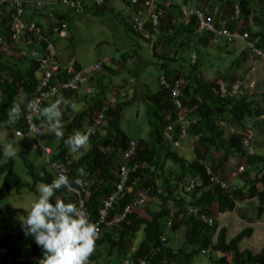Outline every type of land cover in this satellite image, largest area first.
Instances as JSON below:
<instances>
[{
	"label": "trees",
	"instance_id": "1",
	"mask_svg": "<svg viewBox=\"0 0 264 264\" xmlns=\"http://www.w3.org/2000/svg\"><path fill=\"white\" fill-rule=\"evenodd\" d=\"M58 1L59 6L56 9L34 7L27 1L23 4V12L20 17L27 28L30 23H34L40 29V34L48 38L49 35L43 31V24L39 18L42 13H46L50 21L54 22V18L51 16L54 14L61 21H66L67 34L70 28L68 18L70 10L63 9L59 12L60 3H66L70 9L75 11L81 8H79L80 5H71L64 0ZM194 1L201 7H205L204 4L210 2L209 9H213L215 6V2L212 0H183L182 3L167 1L164 4L157 0L158 8L163 13L158 28L154 30L152 19L142 18L139 15L141 12L144 17L143 9L148 8L143 0L135 2L122 0L131 12L128 15V20L123 22L124 28L139 40L147 42L150 45L152 56L161 62L158 63L161 73L156 90L154 92L146 90L143 97H139L147 104L149 140L130 138L121 130L120 120L123 108L131 105L136 99L126 100V95L119 99L118 95H114V91L106 96L107 89L100 84L103 73L95 74L89 79V86L95 89L92 96H87L85 88L81 87L84 89V94L79 91L81 88L77 91L60 90L55 96L42 99L41 109L60 98L66 101L61 105L64 136L59 140L51 131H47L42 136L41 140L48 143L42 145L54 147L49 155L43 153L41 145L34 147L39 154L47 157V161L41 168H37L23 157L32 179L31 190L37 191L40 183H51L60 172H63L70 181L81 179L84 182L83 186L73 183L71 191L66 188L57 190L51 202L55 203L57 199H61L65 203L84 201L83 213L91 223L97 225L100 231L96 239L95 251L89 258V264H141L142 261H145L146 264H189L194 255L210 247L213 251L222 253V256L209 257V259L212 258L214 264H264V247L259 254H254L251 250L240 249L242 241L253 236V228H247L228 240V227H219L218 218H214L211 212L215 203H217L220 213L233 211L237 203L243 201L245 196L258 198L259 217L264 212V166H259L264 165V155L250 153L246 148L244 135L248 128V122H251L252 119L258 123V126L262 124L264 127V119L261 116L264 115V104H258L257 100L252 98V91L249 89H244L245 91L240 97L226 96L221 91L222 87H225L227 92L230 91L237 82L243 81L241 77L236 79L234 75H231L222 77L224 81L221 82L217 78L208 81L205 74L195 64H190L189 71L185 73L181 62L184 59L180 53L192 52L194 45L209 46L212 37V35L197 33L194 17H191L188 22L182 18V4H187L188 10H191ZM109 2L110 0H103L102 4L92 2V14L103 12ZM236 3L237 0H220L219 7L220 9L227 8L228 14L233 15ZM238 5L240 6L239 17L242 29L247 26L246 30L250 32L256 47L264 55V0H239ZM2 8L0 107L10 110L14 101L22 102L23 113L20 119L13 123V127L15 131L20 130L26 133L27 103L37 98L42 73H39V63L23 53L30 48L28 51L41 50L45 54L48 42H38L33 37L34 32H30L26 28L22 30L17 39H12L11 20L15 11L7 3H4ZM257 8L259 13L256 12ZM137 16L141 18L140 21L145 20L142 30H136L132 25ZM250 23L259 25L260 30L255 32ZM228 28L233 29L232 24H229ZM51 32L55 36L53 26H51ZM66 34L55 37L66 38ZM146 35L149 37L146 38ZM199 37L200 39L196 40ZM48 40L53 44L56 43L50 38ZM159 48L165 52L159 54ZM9 50L20 51L23 56L18 58L8 56ZM243 54L248 55L246 51ZM49 56L50 54L47 53V57ZM131 58H134V55L123 57V63L127 64ZM56 60L60 63L58 54ZM72 60L75 61V70L85 68L77 63L74 56H70L66 64H60L64 67ZM99 63L105 73L111 72L106 62ZM173 63L178 64L175 69H172ZM239 63L240 60H236L233 67H237ZM69 78L70 76L64 73L58 77L55 76L51 85L66 82ZM161 78H165L168 84H173L178 79H182L185 83L182 99L188 107L191 119L188 132L197 139L194 157L191 161L171 147L172 143L178 139L177 132L180 128H173L172 132L166 130L167 124L173 125L178 120H176L177 116L172 102V88L161 85L159 82ZM135 95L138 94L135 93ZM73 103L75 107L71 106ZM100 113L103 114L104 123L101 127L93 128L94 120ZM40 124L41 120L38 115L36 125L41 128ZM76 131L90 133V141L85 149L82 148L79 152L70 154L64 140ZM232 131L234 132L232 133ZM132 141H136L135 151L130 156H125V153L130 151ZM4 148L5 146L0 142V175H4L1 188L8 191L12 184L16 183L19 190L22 184L21 177L14 170L13 157L5 158ZM213 153H220V156L214 159L212 158ZM233 157L244 158L249 168L257 169V173L255 177L248 176L244 180L246 186L235 187L231 184L230 188H224L221 182L215 178ZM4 159L6 160L3 161ZM166 161L178 164L182 171L176 175L171 171H165ZM122 166H125L128 171L121 188H118L121 182L120 168ZM81 167L87 173L82 177L77 172V169ZM186 175L187 177H198L202 181V186L192 191L189 197L182 195L177 190L178 184ZM155 180L160 182V192L156 189ZM259 183H262V189L259 188ZM142 188H146L151 196L158 199L151 201L147 217L141 216L138 211V208L147 199L143 203L136 201L143 197L137 195ZM110 196H113L111 207L106 211L105 222L100 223L99 210L103 208L104 201ZM126 205H130L131 211L127 213L122 222H112ZM189 208L196 209V212H190ZM201 216L211 218L213 224L209 225L201 219ZM168 220L172 222L169 230L175 232L184 227L185 244L197 249L183 253L182 250L175 252L168 248V239L165 238L162 241L166 234L165 225ZM4 224V219L0 215V246L8 248V255L0 256V264H31L28 261L9 262L21 258V247L17 240L4 233ZM140 231L143 232V239L139 242ZM215 237L216 241L214 242ZM136 242L137 247L135 248ZM30 250L31 253L36 254L43 249L37 246L34 240Z\"/></svg>",
	"mask_w": 264,
	"mask_h": 264
},
{
	"label": "rangeland",
	"instance_id": "2",
	"mask_svg": "<svg viewBox=\"0 0 264 264\" xmlns=\"http://www.w3.org/2000/svg\"><path fill=\"white\" fill-rule=\"evenodd\" d=\"M167 1L182 3L181 0H160L163 4ZM212 1L215 2L214 8L219 7L220 0ZM60 5L61 8L58 9V11H63V8L70 10L68 13L70 28L67 31L66 38H58V42L54 43L57 54L61 52L65 59L74 56L77 63L85 68L91 67L102 61L106 62L111 72L105 73L103 70L102 73L104 75L100 80V84L107 89L106 96L110 95L111 91H114V95H118L117 97L119 99L124 95L127 97L126 100L132 98L136 99L131 105L123 108L120 120L121 130L130 138L149 140L150 128L147 122V104L140 98L143 97L146 90L151 92L156 90L158 78L161 73L158 63L161 62L152 56L150 45L147 42L139 40L133 34L128 33L124 28L123 22L127 21L128 15L131 14L130 10H128V6L125 5L122 0H111L110 4L103 12L92 14V12L82 13L81 9L78 11L70 9L69 6L63 2H61ZM214 8L211 10L212 13ZM256 12H260L258 8ZM226 14H228V12ZM230 21L231 24L234 25L233 29H238L239 26H241V19L240 17H236V14L230 17ZM251 28L255 32L260 30V26L256 23L251 25ZM245 48L246 44L241 40L228 43L224 37L217 36V41H214L209 46L203 44L194 45L192 52L186 51L180 53V56L184 59L181 61L182 67L185 73H187L190 69V64H193L191 62L192 55L196 53L197 62L195 65L205 74V78H207L208 81L217 78L221 82L224 81L222 80L224 76L228 77L234 75L236 79L240 78L249 73L251 67L254 66L256 69L252 73V78L256 82L257 87L253 92V96L255 97L252 96V98L256 99L258 104H264V64L258 62L255 65L251 55L245 56L243 54ZM29 49L30 48L26 49V52H30L28 51ZM163 52L165 51H162L161 48L158 49L159 54ZM127 55H134V59H130L127 64H124L123 57ZM8 56H15L18 58L23 55L20 51L14 52L13 50H9ZM236 60H240V63L237 67H233ZM171 66L172 69H175L178 64L173 63ZM135 75L136 78H134ZM81 90H83L82 93L84 94V89L81 88L79 91ZM135 93L139 96L135 95ZM8 112V108L0 107V122H3L0 123V142L3 143L5 147L11 144L19 149L17 155L13 157V160L15 161L14 170L21 177L22 184L19 190L16 183L12 184L10 190H4L1 188L4 175H0V215L5 222L3 228L4 233L20 243L22 257L28 258L34 237L25 235L22 222L26 219L32 203L38 199L39 192L31 190L32 179L30 171L24 162V158L37 168H41L47 161V157L39 154L28 141L24 139V143L21 138L15 135L13 123H8ZM248 131H250L251 136L250 144L252 152L264 155V127L262 124L258 126V123L254 122L252 119L251 122H248L246 134H248ZM227 134H229L228 131ZM29 139L38 144L33 136L30 135ZM40 143L48 144L45 140H41ZM196 145L197 139L189 134L186 140L179 143V147H171L188 161H191L194 157V148ZM87 146L88 145H86L84 149ZM51 147L53 150L54 147ZM19 153H23V155ZM219 156L220 153L212 154V158L214 159H217ZM5 160L6 159L3 161ZM241 166H245L246 170L242 173H238ZM259 166L263 167L264 165L261 164ZM164 170L171 171L174 175L182 171L181 167L172 161H166ZM256 173L257 169L252 170L249 168L244 158L233 157L226 167L216 176L218 179L225 181L227 184L226 186L230 188L231 184L235 187L242 185L246 186L244 180L248 176L255 177ZM187 178L186 175L182 182L178 184L177 190L180 191L182 195L189 197L192 191L188 192L185 189ZM40 184H38V186ZM155 185L157 191L160 192L161 186L158 180H155ZM258 186L261 189L263 187L262 183H259ZM247 191L246 189L245 192L247 193ZM137 195L147 199L146 202L138 208L140 215L147 217V211L151 207V201H157L158 199L151 196L146 188H142ZM258 205L259 200L257 197L245 196L243 201L237 203L233 211L219 213L217 203L213 204L211 208L214 218H218L217 222L219 227H228V240L247 228H255L257 233L255 232L256 234L251 238L244 239L240 244L241 250H251L254 254L261 253L264 247V212L261 217H259ZM166 235L168 239L167 247L175 252L182 250L183 253H188L197 249L196 247L185 244L184 227H181L175 232L167 229ZM142 239L143 232L140 231L138 234V241L140 242ZM215 240L216 237L214 238V241ZM136 247L137 242L135 248ZM189 264L214 263L212 258L209 259V255L198 253L193 256Z\"/></svg>",
	"mask_w": 264,
	"mask_h": 264
},
{
	"label": "clouds",
	"instance_id": "3",
	"mask_svg": "<svg viewBox=\"0 0 264 264\" xmlns=\"http://www.w3.org/2000/svg\"><path fill=\"white\" fill-rule=\"evenodd\" d=\"M238 1L239 0H237L236 5H234L235 9H234L233 15L226 14L228 12V9L227 8L220 9V7H215L212 13L211 12L212 9L208 8L210 7V4H209L210 2L205 3L204 4L205 7H201L195 4L196 2L194 1L195 3L192 6L193 7L192 9H201V10L207 9V14L213 17V20H214V23L217 29L227 28L228 30L233 31V32L238 31L240 33L250 34V32L246 30L247 26H245L244 29H242V26H239L238 29L228 28L229 24H231L230 17H233L235 14H236V17H239L240 15V6L238 5ZM185 5L187 6V4ZM237 7L239 8V13L236 12ZM181 10H182V6H181ZM191 17H194V19L196 20L195 16L190 15V17H188L183 12L182 18L185 21L187 22L190 21ZM221 18H227V21L225 23H221ZM241 25H242V22H241ZM250 25H253V23H250ZM197 26L198 25H197V20H196V28ZM197 33H199L200 35H203V34L212 35L211 38H215V37L217 38V36H220V35H217V33H211V32H206V31H204L203 33H200L198 31V28H197ZM250 37H251V40L255 43V40L253 39L251 34H250ZM255 46H256V43H255ZM256 49L258 48L256 47ZM245 51L248 53V55L246 54V56L251 55V58L254 61L255 65L258 62H261L264 64V59L256 56L253 51L248 49L247 44H246ZM196 62L195 63L192 62V63L196 64ZM255 69L256 68L252 66L249 73L241 76L243 80L249 77L250 80L254 82L253 88L251 89L247 88L252 91V96H253V92L255 91L257 87L256 82L252 78V73L255 71ZM232 90H233V87L228 92L226 91L225 87L221 88V91L224 92L226 96L230 95L231 97H240L243 94L242 93L239 95H232ZM21 103L22 102L14 101L13 104L11 105V108L8 112V123L9 124L14 123L16 120L20 119L23 113ZM65 103L66 101L63 98H60V99H57L55 102L51 103L49 106L44 107L43 109H39L38 106H34V105H29L28 107L31 108L34 112H38L39 118L41 120V124H40L41 128H47L52 133H54L58 139H63V136H64L63 124H62V114L63 113L61 110V105ZM71 106L75 107V104L73 103ZM184 109L186 111L185 112L186 118L190 120V126H191V119L188 114L189 110L185 103H184ZM174 110L177 116L176 120H178L179 111L176 109L175 106H174ZM261 116L264 119V115H261ZM167 119H170V118L167 117ZM0 123H3V122H0ZM170 126H172V129L169 130L168 127ZM173 128L181 129L179 122L173 125L169 123L166 126L167 132H172ZM188 130H187V136L185 138H180V130L179 132H177L178 139L172 143V147H179V143L182 142L183 140H186L189 137ZM233 132L234 131H232V133ZM244 135H245L246 148L248 149L250 153H253L251 144H250V138H251L250 131H248V134H246L245 132ZM89 141H90V133L76 131L71 136H69L66 140H64V143L68 147L69 153L75 154L79 152L82 148H84L86 145H88ZM246 141L248 142L247 144H246ZM18 151L19 149L17 147H14L13 145L9 144L8 146L4 148V155L5 157L12 158L17 155ZM241 167H243V169H241ZM241 167L239 168L238 173H242L246 170L245 166H241ZM77 172L79 176L81 177L87 175L83 167L77 169ZM191 179H196L201 182L199 186H197L194 190H191V191H195L198 187L202 186V181L198 177H188L185 183V189H186L187 182ZM215 179L221 182L222 187L229 188L228 186H226L227 184L225 183V181L218 180L217 178ZM73 183L83 186L84 182L81 179L70 181L69 178L63 172H60L58 173L56 178L52 180L51 183H46V184L42 183L38 186L37 191L39 192V197L34 203H32L31 209L28 212L26 219L22 222V226L24 228L25 235L33 236L37 246L41 247L43 250H41L40 252H37L36 254L31 253L28 258L21 257V258H17L11 261L13 262L28 261L31 264H89V258L95 251L96 237L98 233L97 225H95L94 223H91L89 219L87 218V216L74 203H65L61 199H57L55 203L51 202L57 190L61 188H66L69 191H71ZM191 191H188V192H191ZM189 211L194 213L196 212V209L189 208ZM201 219H202V216H201ZM165 226H166V229H170V227L172 226V222L168 220ZM165 238L167 239L166 234L163 236V239ZM200 253L204 255H209V257L211 256L214 257L216 255L222 256V253L213 251L211 247L205 250H202ZM32 258H39L41 260L31 262Z\"/></svg>",
	"mask_w": 264,
	"mask_h": 264
},
{
	"label": "built area",
	"instance_id": "4",
	"mask_svg": "<svg viewBox=\"0 0 264 264\" xmlns=\"http://www.w3.org/2000/svg\"><path fill=\"white\" fill-rule=\"evenodd\" d=\"M29 0H0V22L1 17L3 15V8L2 6L4 3H7L9 6L14 8L15 13H13V18L11 20V26L13 28L12 32V39H17L19 34L22 32L23 29H28L30 32H34V39H36L38 42L45 41L48 42V45L45 48V54L41 52V50H31L30 52H24V55H28L30 59L36 60L39 63V73H42V79L39 81L38 85V91L39 94L36 99L31 100L27 103V113L25 115V124H26V133H23L22 131L18 130L15 131V135L17 137H23L26 141H28L30 144H32L34 147H37L38 145H41L43 153L46 155H49L52 151L50 146L42 145L40 143V140L43 135L47 133V128L41 129L36 125V117L38 116V112H34L31 108H29V105L38 106L39 109H41V103L43 98H50L55 96L60 90H66V91H77L81 87L85 88V93L87 96H92L95 93V89L89 86V79L91 76L102 73L103 68L101 67L100 63H96L91 67L81 68L79 70H75V61H70L66 66H62L57 60H56V49L53 43H51L48 38H45L43 35L40 34V29L37 28L36 24L30 23L28 25V28L26 24L21 19V14L23 12V4ZM95 4H102L103 0H92ZM137 1V0H132ZM48 0H31V3L34 7H45ZM66 2L70 3L71 5L76 4V6H79L78 3L70 2L67 0ZM148 6V8H144L145 16L143 17V14L140 12L139 15L142 18H151L153 22V29L156 30L158 28V23L160 21V17L163 13L161 9L158 8L157 0H143ZM142 2V3H143ZM59 6V1H58ZM46 8V7H45ZM58 8V7H57ZM56 9V8H54ZM182 10L184 14L188 17L190 15L195 16L197 20V28L200 33L211 32V33H217V35H220L226 39L228 43L235 42L237 40H241L247 44L248 49L254 52V54L258 57H261L264 59V55L259 49H256L255 43L251 40L249 33H240L238 31H230L227 28H219L217 29L213 20V17L211 15L207 14V9L201 10V9H191L188 10V7L186 5H182ZM236 12L239 13V8L237 7ZM51 16L54 18V22H52L53 26V32L54 35H60L65 36L66 34V21H61L60 18H56L54 14H51ZM138 16L134 19L132 22V25H134V28L136 30H142L143 24L145 20H141ZM145 25V24H144ZM146 29V28H145ZM148 32V31H147ZM151 34V33H150ZM146 38L149 36L146 35ZM2 40L0 39V43ZM47 53L50 54L49 57H47ZM197 60V55L193 54L192 56V62L195 63ZM66 74L70 76L69 80L63 83H60L58 85H51V81L55 76ZM91 81V80H90ZM160 84L167 87L172 88L171 94L173 97V104L176 107V109L179 111V119L178 122L180 124V138H185L187 136V130L190 126V120L186 118L185 115V109H184V103H183V90L185 89V83L182 79L176 80L173 84H168L165 80V78L160 79ZM254 82L250 80L249 77H247L245 80L237 82L232 90V95H239L242 94L244 89L247 88H253ZM65 92V91H64ZM103 114L100 113L94 120V127H101L103 125ZM168 129H172V126L168 127ZM33 136L34 140L38 142H32L29 139V136ZM248 142L246 141V144ZM134 144H136V141L131 142V148L130 151L125 153V156H130L134 151L135 147ZM177 145V144H175ZM131 158V157H128ZM131 166V165H130ZM243 169V167H241ZM128 169L125 166H122L120 168V174H121V182L118 185V188H121V185L123 184V181L126 178ZM201 182L196 179H191L187 182L186 189L187 191L194 190L197 186H199ZM82 196V195H81ZM113 199V196H110L107 200L104 201V206L99 210L100 213V223L105 222V215L106 211L109 207H111V201ZM76 200V199H75ZM139 203H143L145 201V198L141 197L140 199L136 200ZM74 204L77 205V207L83 212L82 207L84 206V201L79 200L75 202ZM85 211V210H84ZM131 211L130 205L124 206V209L121 213H119L118 216H116L112 222H122L124 217L127 215L128 212ZM202 220L208 223L209 225L213 224V220L211 218H207L206 216H202ZM111 222V223H112ZM98 228V227H97ZM99 228L97 237L99 236ZM164 241V239H162ZM8 255V248L4 246H0V256H7ZM39 258H32V261H40ZM12 262L11 260L9 261ZM141 264H146L145 261H142Z\"/></svg>",
	"mask_w": 264,
	"mask_h": 264
},
{
	"label": "crops",
	"instance_id": "5",
	"mask_svg": "<svg viewBox=\"0 0 264 264\" xmlns=\"http://www.w3.org/2000/svg\"><path fill=\"white\" fill-rule=\"evenodd\" d=\"M67 0H64V2H66ZM70 2H75V3H78L80 5V8H81V12H93V8H92V1L91 0H69ZM111 1V0H110ZM183 2V0H181ZM28 2L31 3V0H29ZM192 3H195V2H192ZM110 4V2H109ZM108 4V5H109ZM71 7V6H70ZM64 10H66L65 8H63ZM60 12V11H59ZM39 20L42 22L43 24V31L45 33H48L49 36H47L48 38H50L53 42L56 41V43L58 42V38L53 36L52 35V32H51V26H52V22L50 21V19L47 17L46 13H42L41 14V17L39 18ZM227 21V18H221V23H225ZM232 26H234L232 24ZM200 37L196 40H199ZM214 41H217V38H211V43L210 45L214 42ZM131 59H134V58H131ZM58 60L60 61V63L62 64H66L67 62V59H65V57H63V54L60 52L58 53ZM135 69V68H134ZM83 90H81L82 92ZM18 138H21L23 140V142L25 143V140L23 137H18ZM30 144V143H29ZM254 229V234H256L257 232L255 231V228L252 227ZM256 232V233H255ZM253 234V235H254ZM9 246V245H8ZM31 254V250H30V253L28 255V257L30 256ZM22 257V255H21ZM23 258V257H22ZM27 258V257H26Z\"/></svg>",
	"mask_w": 264,
	"mask_h": 264
},
{
	"label": "water",
	"instance_id": "6",
	"mask_svg": "<svg viewBox=\"0 0 264 264\" xmlns=\"http://www.w3.org/2000/svg\"><path fill=\"white\" fill-rule=\"evenodd\" d=\"M46 8L54 9L58 7V0H48L45 5Z\"/></svg>",
	"mask_w": 264,
	"mask_h": 264
}]
</instances>
